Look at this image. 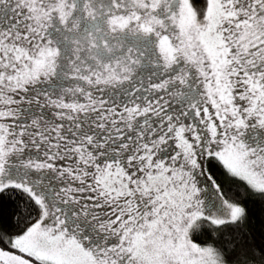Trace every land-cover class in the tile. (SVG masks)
<instances>
[{"label":"snow or ice","instance_id":"6c2138e0","mask_svg":"<svg viewBox=\"0 0 264 264\" xmlns=\"http://www.w3.org/2000/svg\"><path fill=\"white\" fill-rule=\"evenodd\" d=\"M251 197L264 0H0V264H264Z\"/></svg>","mask_w":264,"mask_h":264},{"label":"trees","instance_id":"16d2710c","mask_svg":"<svg viewBox=\"0 0 264 264\" xmlns=\"http://www.w3.org/2000/svg\"><path fill=\"white\" fill-rule=\"evenodd\" d=\"M214 178L223 182L224 188L231 189L233 192L236 191L235 184L230 180V178L225 174L224 170L216 165L213 168ZM250 213L253 216L254 221L261 217V214L264 213V201H261L255 197H251L246 200Z\"/></svg>","mask_w":264,"mask_h":264}]
</instances>
